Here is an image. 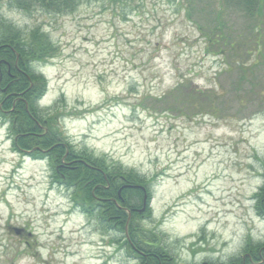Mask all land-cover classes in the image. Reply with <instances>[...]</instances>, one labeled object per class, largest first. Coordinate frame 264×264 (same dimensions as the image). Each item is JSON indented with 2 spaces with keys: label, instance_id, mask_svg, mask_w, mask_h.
<instances>
[{
  "label": "rangeland",
  "instance_id": "rangeland-1",
  "mask_svg": "<svg viewBox=\"0 0 264 264\" xmlns=\"http://www.w3.org/2000/svg\"><path fill=\"white\" fill-rule=\"evenodd\" d=\"M247 8L77 0L73 12L49 14L0 1L3 20L24 34L41 28L57 50L32 67L47 82L41 115L56 108L67 147L107 173L149 181L151 215L138 225L176 264H264L245 254L264 244L254 200L264 183V0ZM62 161L19 154L0 117V264H136L123 233L54 184Z\"/></svg>",
  "mask_w": 264,
  "mask_h": 264
},
{
  "label": "trees",
  "instance_id": "trees-1",
  "mask_svg": "<svg viewBox=\"0 0 264 264\" xmlns=\"http://www.w3.org/2000/svg\"><path fill=\"white\" fill-rule=\"evenodd\" d=\"M6 1L20 9L26 6L28 9L39 7L40 10L49 14H63L73 12L77 0ZM245 1L249 5L247 9L250 10L251 7L256 6L259 9V4L263 0ZM208 41L216 42L215 40ZM56 54L55 46L41 28L35 27L24 34L0 16V117L2 123L8 125V136L12 140L13 149L18 152H30L34 160H49L51 166L59 164L63 159L67 162L79 159L100 170V173L90 171L85 166L77 164L75 171H65L66 176L76 182L71 199L74 207L80 208L82 213L89 216H93L98 210L97 218L104 230L116 229L123 233L122 247L125 248L127 256L136 264H176L174 258L159 244V238L154 235V232L144 231L138 225V220H147L151 215L149 208L143 213L138 212L142 208L144 194L147 196L148 205L151 201L149 181L132 171L126 174L120 171L107 173L104 161L85 155L84 150V152H76L73 148L67 147L68 145L64 143V134L58 126L62 115L56 108L47 109L43 115L39 112L36 104L45 95L47 82L41 75L36 74L32 67L35 64L41 65L49 62L55 58ZM5 111L7 115H3ZM103 174L114 178L113 195L116 203L105 202L98 208L94 206L91 197V188L97 183L85 187L87 180L78 178H91L99 175V184L104 187L106 182L103 180ZM56 176H58L56 180L62 182L59 175ZM110 178H108L109 184L112 186ZM126 186H141L144 191L124 188ZM118 190H120V197L117 196ZM109 191L100 188V196L107 197ZM254 200L256 214L264 220V183L254 195ZM111 217L115 218L113 222L109 221ZM251 248L245 254H249L250 258L257 262L264 261V258L260 257L264 244ZM249 263L250 259L246 258V264ZM233 264H242V260H237Z\"/></svg>",
  "mask_w": 264,
  "mask_h": 264
},
{
  "label": "flooded vegetation",
  "instance_id": "flooded-vegetation-1",
  "mask_svg": "<svg viewBox=\"0 0 264 264\" xmlns=\"http://www.w3.org/2000/svg\"><path fill=\"white\" fill-rule=\"evenodd\" d=\"M27 153V152H26ZM30 153V152H29ZM83 161L79 160V159H75L71 162H65V161H62V164H65L64 166L66 167H61V166H57L59 167L61 170V179H62V182H61V186H64L65 188H68V189H75L76 187V182L72 181V179L70 177H67L65 173L66 170H71V171H75V168H76V165L77 164H81V165H84L82 163ZM85 166V165H84ZM86 167V166H85ZM87 170H90V171H98V170H95L93 167L91 166H88L86 167ZM70 171V172H71ZM55 172H59V169L56 168L55 169ZM110 177H107L106 175H103V180L106 182V185L104 187H102L100 184H99V180H100V176L99 175H95L93 177H83V178H78V179H83L84 181H86L85 183V187L92 184V183H97L95 184L92 188H91V197L93 198V203H94V206H97L98 208L100 207V205H102L103 203L105 202H113L114 204L116 203V199H114V191H115V185L113 184L114 182V178H110V181L112 182V186L109 184V179ZM55 183L58 184V182L56 181ZM69 186V187H67ZM100 188H103V190H106V191H109V193L106 195L107 197H101L100 196ZM117 196L120 197V192L118 190L117 192ZM72 199V197H71ZM111 220H114L115 218L114 217H111L110 218Z\"/></svg>",
  "mask_w": 264,
  "mask_h": 264
},
{
  "label": "water",
  "instance_id": "water-1",
  "mask_svg": "<svg viewBox=\"0 0 264 264\" xmlns=\"http://www.w3.org/2000/svg\"><path fill=\"white\" fill-rule=\"evenodd\" d=\"M128 188H133V189L143 190V188L140 187V186H129ZM143 191H144V190H143ZM145 200H146V197H145ZM145 200H144L143 208H142L140 211H138L139 213H142V212L144 211L145 204H146ZM14 232L16 233V235H18V234L20 233V231L17 230V229H14Z\"/></svg>",
  "mask_w": 264,
  "mask_h": 264
}]
</instances>
